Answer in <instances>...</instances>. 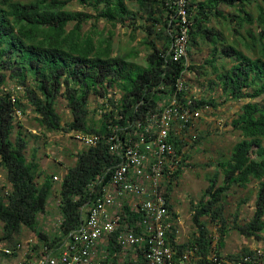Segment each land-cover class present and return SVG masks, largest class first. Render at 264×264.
Masks as SVG:
<instances>
[{"label":"trees","instance_id":"1","mask_svg":"<svg viewBox=\"0 0 264 264\" xmlns=\"http://www.w3.org/2000/svg\"><path fill=\"white\" fill-rule=\"evenodd\" d=\"M125 1L0 0V167L6 172L9 185L7 193L0 190V239L11 243L24 227L38 234L39 239L47 240L48 236L38 229V216L45 212L55 192L62 220L59 232L66 236L80 223V208L87 203V184L113 163V157L103 143L83 149L75 154L74 165L60 178L55 190L53 175L40 169L35 153L29 160L25 156L28 141L23 133L17 130L12 140L14 117L18 111L22 114L26 111L24 100L33 107V120L44 133L103 132L106 128L104 121L111 118L103 113L96 121L90 119L87 101L91 94L102 102L113 101L109 90L115 85L122 97L121 113L133 116L131 109L140 100L143 89L147 91L143 100L149 106L155 104L157 97L152 99L149 86L158 79L161 71L157 44L168 40L163 0H127L137 3L150 22V26L144 28L148 37L143 43L147 48L143 67L131 61L127 53L113 56L111 30L109 37H103L99 32L97 39L93 29L91 32L82 31L91 21L93 27L98 21L114 27L124 23L126 18L134 20L135 13L129 11ZM75 3L91 13L70 10L68 7ZM224 8L231 12L226 13ZM189 12L191 47L206 41L214 45L211 58L205 62L215 75L217 83H212L219 84L222 95L229 100H252V103L241 106L231 122L239 139L231 148L229 157L217 163L222 174L220 184H217L219 174L215 172L199 201L192 204V222L197 234L187 243L171 241L178 255L196 247V264H216L208 257L212 252L221 257V238L219 247H212V238L202 218L224 224L222 201L231 188L245 189L251 182L257 183L252 218L243 225L235 223L234 229L256 239L264 231V102H254L264 95V0H190ZM223 31L231 34V44V37ZM217 63L219 66L215 65ZM193 69L195 66L191 67ZM8 82L23 88L24 94L16 96V87L6 89ZM62 87L64 92L61 95L73 116V120L64 125H61L55 106ZM201 100V104L217 107L212 99ZM102 102L99 110H103ZM200 140L198 137L194 143ZM176 151L180 153L178 146ZM189 158L185 155L184 162ZM181 173V169L177 170L173 180L176 181ZM172 189L170 182L166 187L168 200ZM169 209L172 210L171 205ZM173 215L176 217L175 213ZM220 232L225 236L223 228ZM117 250L112 237L108 259ZM254 254L245 251L224 258L236 261L243 255H252V261L257 262ZM260 259L263 262V254Z\"/></svg>","mask_w":264,"mask_h":264},{"label":"built area","instance_id":"2","mask_svg":"<svg viewBox=\"0 0 264 264\" xmlns=\"http://www.w3.org/2000/svg\"><path fill=\"white\" fill-rule=\"evenodd\" d=\"M189 2L163 0L168 40L157 44L161 71L149 86L152 99L157 97L155 104L149 106L143 100L147 93L143 89L131 109L133 116H128L119 110L122 97L110 95L113 101L104 100L103 110H99V114L107 113L111 118L104 121L105 130L74 134L83 149L103 143L113 157L106 171L87 184V203L80 208L78 226L62 236L60 216L57 229L47 240L39 239L36 233L34 238L11 243L0 239V264H106L112 237L118 249L112 257H118L122 264L197 261L196 247L178 255L171 245V241L178 244V218L169 209L166 197V187L174 181L175 172L190 167L184 156L198 138L200 123L214 111L208 104H201L202 98L189 83L194 70ZM52 179L59 180L57 176ZM254 255L257 262L250 255L228 261L215 252L208 260L216 264H263L262 253L256 251Z\"/></svg>","mask_w":264,"mask_h":264},{"label":"rangeland","instance_id":"3","mask_svg":"<svg viewBox=\"0 0 264 264\" xmlns=\"http://www.w3.org/2000/svg\"><path fill=\"white\" fill-rule=\"evenodd\" d=\"M23 1L28 2L29 0ZM125 4L130 12L135 13L134 20L126 18L124 23L117 24L114 27L103 21L96 22L93 27L91 21L84 25L82 31L91 32L93 29L96 32L95 39H97L99 32H102L103 37H109V31L111 30L112 36L110 35V42L112 43L113 56H123L127 53L131 61L137 62L143 67L147 57V48L143 43L144 39L148 37L147 31L144 28L150 26V22L147 20V15L138 9L137 3L126 0ZM68 8L74 12L83 11L85 13H91L89 9L79 6L76 3ZM224 11L226 13L231 12L227 8H224ZM136 27L139 28L136 29ZM223 32L228 37H231L229 32ZM231 40L232 37L229 41L230 44ZM217 46L221 47L219 44ZM213 50L214 45L208 41L200 45H193L192 47V62L195 69L193 70V75L189 78L191 89L195 90L198 97L200 96L202 99H212L217 104V107L213 108L214 111L208 114L206 120L200 123L198 137L201 140L196 144L194 143L186 152L190 157L187 160L190 168L188 170H182L179 178L176 181H172L173 189L169 194V203L172 206V211L178 218V234L176 238L178 244L187 243L197 234V229L192 222V204L199 201L215 172L219 174L217 184H220L222 174L217 167V163L229 157L231 148L239 139V133L232 129L231 122L236 118L243 104L247 102L252 103V100L249 99L229 100L222 95L221 86L212 83H217V81L215 75L211 73V68L205 62L211 58ZM215 65L219 66V63ZM105 85L108 86V84ZM13 87V83L8 82L5 88L12 90L11 88ZM62 92H64V87L61 88L60 95L56 98L55 106L56 113L61 118V125H64L72 121L73 116L67 106V101L61 95ZM116 92L117 87L115 85L109 90V96L116 95L121 97V94ZM14 94L21 97L24 94L23 88L16 87ZM23 102H25L26 111L24 114L18 111L14 117L15 128L13 130L12 140L15 139L17 130L23 133L22 135L28 141L24 151L25 156L29 160L31 155L35 153L36 161L39 163L40 169L47 174L58 177L59 180L55 181L54 184V189L56 190L59 187L60 178H62L69 167L74 165L76 160L75 154L84 147L74 139L75 132H42V129L33 120L35 118V114L32 112L33 107L25 100ZM101 102L93 94L89 96L87 110L90 119L93 118L95 121L99 119V105ZM254 102L263 103L264 95L262 98L254 100ZM256 184V182H251L245 189L231 188L222 201V216L225 219L223 225L220 222H211L208 218H202L206 223L209 236L212 238V247L216 246L218 248L221 238L222 245L219 247L221 257L235 254L240 255L245 251L251 253L260 251L264 257V231L260 234V238L256 239L254 237H246L234 229L235 223L243 225L248 223L252 218L256 199ZM0 190L6 193L9 191L6 172L1 167ZM57 199V193L55 192L50 198L45 212L38 216V229L49 237L59 225L60 214ZM236 215L237 217L235 218ZM222 228L225 231V236L220 235ZM33 233L23 227L19 236L14 239L26 240L30 237L34 238L35 235ZM1 234L2 223L0 222V236ZM123 258L127 260V256ZM106 264H122V261H118V257L117 259L111 257ZM192 264H196V261L194 262L192 260ZM256 264L260 263L258 262Z\"/></svg>","mask_w":264,"mask_h":264},{"label":"clouds","instance_id":"4","mask_svg":"<svg viewBox=\"0 0 264 264\" xmlns=\"http://www.w3.org/2000/svg\"><path fill=\"white\" fill-rule=\"evenodd\" d=\"M187 166H188V165H187ZM189 168H190V167H189ZM189 168H188V169H189Z\"/></svg>","mask_w":264,"mask_h":264},{"label":"crops","instance_id":"5","mask_svg":"<svg viewBox=\"0 0 264 264\" xmlns=\"http://www.w3.org/2000/svg\"><path fill=\"white\" fill-rule=\"evenodd\" d=\"M186 155H188V154H186ZM128 264V263H127Z\"/></svg>","mask_w":264,"mask_h":264}]
</instances>
